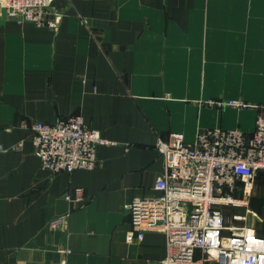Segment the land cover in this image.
Here are the masks:
<instances>
[{
	"label": "crops",
	"instance_id": "crops-1",
	"mask_svg": "<svg viewBox=\"0 0 264 264\" xmlns=\"http://www.w3.org/2000/svg\"><path fill=\"white\" fill-rule=\"evenodd\" d=\"M55 8L57 29L19 23L0 0V264H162L166 233L152 223L139 239L125 206L157 193L165 170L157 145L171 133L193 141L207 128L255 130L264 116V0ZM223 99L254 106L207 103ZM75 114L112 142L98 147L101 166L52 172L35 154L31 122ZM76 186L85 202L64 197Z\"/></svg>",
	"mask_w": 264,
	"mask_h": 264
},
{
	"label": "built area",
	"instance_id": "built-area-1",
	"mask_svg": "<svg viewBox=\"0 0 264 264\" xmlns=\"http://www.w3.org/2000/svg\"><path fill=\"white\" fill-rule=\"evenodd\" d=\"M56 0H2L7 14L19 23L57 29L61 14ZM219 107L247 108L241 99L209 100ZM35 154L52 172H73L101 166L98 147L112 141L85 122L81 114L57 122L35 120L30 125ZM165 160L154 195L126 204L143 239L146 227L158 223L166 233L167 253L162 264H264V231L239 225L243 217L228 215L227 205L248 204L255 181L264 171V116L254 131L213 127L201 130L193 141L182 132L171 133L157 145ZM239 191L245 194L237 197ZM71 202H85V189L65 193ZM133 238L129 236V240ZM65 252H71L70 248ZM61 264H68L63 259Z\"/></svg>",
	"mask_w": 264,
	"mask_h": 264
},
{
	"label": "rangeland",
	"instance_id": "rangeland-1",
	"mask_svg": "<svg viewBox=\"0 0 264 264\" xmlns=\"http://www.w3.org/2000/svg\"><path fill=\"white\" fill-rule=\"evenodd\" d=\"M261 177L260 179H258V181L257 180L255 181L251 198L248 204H242L240 206L227 205L225 207V210L227 211L228 215H234L235 213H237L243 217V219L237 221L236 224L252 225L256 227L260 232H263L264 231V174ZM237 197L239 199H243L245 197V194L239 191V193H237ZM73 203H81V202H73Z\"/></svg>",
	"mask_w": 264,
	"mask_h": 264
},
{
	"label": "trees",
	"instance_id": "trees-1",
	"mask_svg": "<svg viewBox=\"0 0 264 264\" xmlns=\"http://www.w3.org/2000/svg\"><path fill=\"white\" fill-rule=\"evenodd\" d=\"M263 174H264V172H260V174L258 175V177H257L256 180L258 181V179H260V177L263 176ZM261 178H262V177H261ZM261 181H262V179H261Z\"/></svg>",
	"mask_w": 264,
	"mask_h": 264
}]
</instances>
